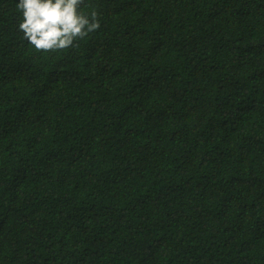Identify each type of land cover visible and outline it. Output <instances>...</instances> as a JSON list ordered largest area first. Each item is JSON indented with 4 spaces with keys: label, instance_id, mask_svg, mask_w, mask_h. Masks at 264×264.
<instances>
[{
    "label": "trees",
    "instance_id": "trees-1",
    "mask_svg": "<svg viewBox=\"0 0 264 264\" xmlns=\"http://www.w3.org/2000/svg\"><path fill=\"white\" fill-rule=\"evenodd\" d=\"M0 0V264H264V0H83L36 50Z\"/></svg>",
    "mask_w": 264,
    "mask_h": 264
},
{
    "label": "clouds",
    "instance_id": "clouds-1",
    "mask_svg": "<svg viewBox=\"0 0 264 264\" xmlns=\"http://www.w3.org/2000/svg\"><path fill=\"white\" fill-rule=\"evenodd\" d=\"M83 0H16L18 28L36 50L67 49L99 28L97 12L82 11Z\"/></svg>",
    "mask_w": 264,
    "mask_h": 264
}]
</instances>
